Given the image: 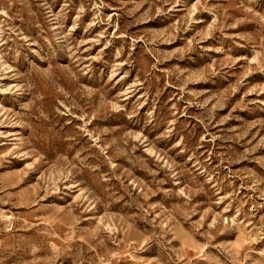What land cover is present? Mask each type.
Returning <instances> with one entry per match:
<instances>
[{"label": "rangeland", "instance_id": "rangeland-1", "mask_svg": "<svg viewBox=\"0 0 264 264\" xmlns=\"http://www.w3.org/2000/svg\"><path fill=\"white\" fill-rule=\"evenodd\" d=\"M0 264H264V0H0Z\"/></svg>", "mask_w": 264, "mask_h": 264}]
</instances>
